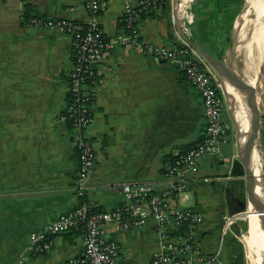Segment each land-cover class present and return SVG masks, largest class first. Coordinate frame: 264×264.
Listing matches in <instances>:
<instances>
[{
    "label": "crops",
    "instance_id": "obj_1",
    "mask_svg": "<svg viewBox=\"0 0 264 264\" xmlns=\"http://www.w3.org/2000/svg\"><path fill=\"white\" fill-rule=\"evenodd\" d=\"M24 2L47 19L87 20L81 0H0V264H79L81 230L50 236L37 253L29 251V235L75 208L79 199L73 193L77 157L65 119L71 38L53 28L26 25L21 18ZM98 2V23L103 35L112 37L121 31L124 0ZM187 2L168 0L165 12L156 10L140 19L138 39L156 47L180 45L175 18L183 17ZM234 2L193 0L195 21L185 22L186 33L180 34L190 41L197 38L207 52L222 58L242 4L236 10ZM93 70L102 82L91 90L92 121L85 135L93 147V168L84 199L97 210L110 211L124 203L120 183H161L164 165L202 141L205 121L199 95L166 62H154L123 46L104 55ZM223 107L221 119L231 129ZM262 113L261 131L264 105ZM236 153L233 133L224 134L216 159L201 158L184 190L166 200L170 209L191 210L201 217L191 240L204 254L220 243L222 264H245V259L249 264L234 227L223 236L220 232L224 219L244 202L242 187L227 176ZM185 191L195 197L194 205L187 208L177 196ZM103 236L117 243L125 264H146L157 250L151 219L140 228L122 231L106 224Z\"/></svg>",
    "mask_w": 264,
    "mask_h": 264
},
{
    "label": "built area",
    "instance_id": "obj_2",
    "mask_svg": "<svg viewBox=\"0 0 264 264\" xmlns=\"http://www.w3.org/2000/svg\"><path fill=\"white\" fill-rule=\"evenodd\" d=\"M81 1L87 14L84 22L53 20L39 15L25 21L28 26L53 28L71 38L73 59L68 76L65 119L69 123L71 142L77 157L73 193L79 199L75 208L53 218L44 230L29 235V251L31 254L37 253L39 245L50 236L80 229L83 256L79 264H125L119 255L117 243L103 236V226L109 224L116 231H122L140 228L151 219L158 245L146 264H222L220 243L214 251L204 254L191 240V232L201 223V217L191 210H173L166 205L169 197L184 190L188 175L195 170L201 158L218 155L219 141L230 129L229 124L221 119L224 103L217 92L221 94L216 74L182 40L177 46L156 47L138 39L137 14L156 11V0H137L133 5L130 0H124L121 31L109 38L103 35L98 23V0ZM185 22L190 23V19L184 20L182 17L179 25L173 22L177 36L180 31L185 35ZM123 46L134 48L154 62H166L182 74L201 99L204 137L199 144L177 153L164 165L161 183H120L118 187L124 203L110 211H102L84 199L93 168V147L85 135L92 121L91 90L102 82L93 67L113 48ZM237 215H229L224 219L221 236L235 223Z\"/></svg>",
    "mask_w": 264,
    "mask_h": 264
},
{
    "label": "bare ground",
    "instance_id": "obj_3",
    "mask_svg": "<svg viewBox=\"0 0 264 264\" xmlns=\"http://www.w3.org/2000/svg\"><path fill=\"white\" fill-rule=\"evenodd\" d=\"M175 3L177 4V0H175ZM244 9L234 23V37L237 43L235 51H237L242 68L236 71L237 76L234 86L231 87L224 83L223 90L228 101L233 122L237 128L238 142L241 143L247 138L250 140L251 161L249 169L255 178L253 195L261 201L263 199V179L261 176L263 174L264 161L262 160V153L258 146L257 126L259 123L260 102L257 89L252 81V60L247 56L249 50L247 41L253 13L254 25L261 22L264 24V0H245ZM179 21L175 18L176 25H179ZM262 54L264 57V46ZM244 105H246V108ZM255 198L251 199L250 205H248L247 210L242 215L247 220L246 239L251 259L253 264H261L264 255V236L260 229L258 215L255 214ZM250 212L253 214H250Z\"/></svg>",
    "mask_w": 264,
    "mask_h": 264
},
{
    "label": "water",
    "instance_id": "obj_4",
    "mask_svg": "<svg viewBox=\"0 0 264 264\" xmlns=\"http://www.w3.org/2000/svg\"><path fill=\"white\" fill-rule=\"evenodd\" d=\"M245 0H242V4L232 20L231 27L229 30L228 38H227V47L223 53L222 58L217 59L212 54L207 52L201 44L198 42L197 38L193 41L186 39L184 36L179 34L180 39L188 45L191 49H193L214 71L218 78L219 87L221 90V95L223 99V103L225 105V110L230 119L231 129H229L225 134L233 133L235 138V146L237 149L236 157L232 158L230 161L229 170L227 172V176L229 178L234 179L241 187L244 189L245 193V201L239 207L237 214L243 213L247 210L248 205H250L251 199L255 198L253 195V189L255 185V178L253 177L249 164L251 161V148H250V140L247 138L243 142H238V132L237 128L233 122L230 108L228 105V101L226 95L223 90V84L226 83L229 86L233 87L234 82L236 80L237 73L233 68V54L235 50V37H234V23L238 17V15L243 12L245 9ZM196 16V8H194L192 13L193 22L195 21ZM252 17V15H251ZM195 34L197 33L196 28H194ZM246 108V105H244ZM260 118V114L259 117ZM259 121V119H258ZM258 134L260 133L259 123L257 126ZM216 159V157H212V160ZM262 160H264V156H262ZM219 164H223V161L219 162ZM262 170V169H261ZM261 178L263 179V199L259 201L255 198L254 207L256 208V215H258L260 229L262 231V235L264 236V175L262 174ZM242 179V180H241ZM250 211V209H249ZM250 214H253L250 212ZM261 264H264V255L261 260Z\"/></svg>",
    "mask_w": 264,
    "mask_h": 264
},
{
    "label": "rangeland",
    "instance_id": "obj_5",
    "mask_svg": "<svg viewBox=\"0 0 264 264\" xmlns=\"http://www.w3.org/2000/svg\"><path fill=\"white\" fill-rule=\"evenodd\" d=\"M192 2L193 0H188L184 11H183V18L184 20H189L190 19V23L192 21ZM240 3H242V0H236V2L234 3L235 5V9L237 10ZM172 14L174 16V11H173V6H172ZM191 17V18H190ZM253 19H254V13H253ZM253 19L251 22V29H250V33L248 36V41H247V46H249V50H248V54L247 56H249L252 60V69L251 71L253 72V83L255 88L257 89V93H258V97H259V102H260V112L262 114L263 112V98H264V57L262 54L263 51V46H264V24L261 22L259 24H255L253 23ZM237 46L236 40H235V47ZM233 68L235 71L240 70L241 67V61L237 55V51L234 50V54H233ZM262 125V124H260ZM261 133L258 136V146L261 152H264V125L261 126ZM235 140V138H234ZM242 180V179H241ZM243 189V187H242ZM178 196V200L181 203V205L183 207H189V206H193L195 203V197H193V194L185 191L182 192L180 194L177 195ZM243 199L245 201V193H244V189H243ZM236 213H232L229 215H235ZM241 214V215H240ZM239 215H237V220H235V223L233 225L230 226V229L234 227V229L236 230V233L238 235V238L240 240H242V242L240 243V247L243 249L244 254L245 250L247 252L248 255V260H249V264H253V261L251 259L250 253L248 251V247H247V235H246V231H247V220L244 219V216L242 215L243 213H240ZM245 248V249H244ZM245 264H246V259H245Z\"/></svg>",
    "mask_w": 264,
    "mask_h": 264
},
{
    "label": "trees",
    "instance_id": "obj_6",
    "mask_svg": "<svg viewBox=\"0 0 264 264\" xmlns=\"http://www.w3.org/2000/svg\"><path fill=\"white\" fill-rule=\"evenodd\" d=\"M226 1V0H225ZM221 2L223 3L224 0H221ZM156 7H157V10H160L161 12H165L166 11V6L168 4V0H156ZM235 3V2H234ZM218 7L220 8V5H218ZM225 8H227L226 5H224ZM153 15V12L151 13H147V14H143L142 12H139L137 14V22L142 19L143 17H151ZM35 16H38L36 13H34L32 10H31V6L27 3V2H24L23 4V7H22V12H21V18L22 20L24 21H27ZM229 34V33H228ZM212 54V53H210ZM213 55V54H212ZM215 57V55H213ZM217 59H220L218 57H216ZM218 94H219V97L222 99V95L220 94L219 91H217ZM223 112V111H222ZM224 122V121H223ZM228 123V122H227ZM230 134V133H229ZM173 159V158H172ZM171 159V160H172ZM71 230H80V229H71ZM70 231V230H69ZM82 231V230H81Z\"/></svg>",
    "mask_w": 264,
    "mask_h": 264
}]
</instances>
